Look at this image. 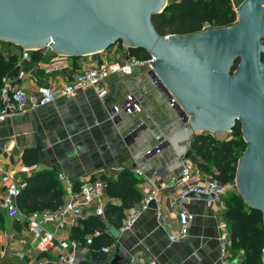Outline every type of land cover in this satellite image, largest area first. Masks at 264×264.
I'll return each instance as SVG.
<instances>
[{"label":"crops","instance_id":"crops-1","mask_svg":"<svg viewBox=\"0 0 264 264\" xmlns=\"http://www.w3.org/2000/svg\"><path fill=\"white\" fill-rule=\"evenodd\" d=\"M2 48L6 55H10L15 47L6 45ZM38 50L41 58L30 60L24 59L22 50H19V71L5 80L31 93L40 84L65 83L74 70H85L112 61L124 62L129 58V52L123 50L118 42L105 50L83 56H66L47 47L33 49ZM107 84L110 93L104 99L99 98L94 89L87 88L74 97H60L44 106L9 116L0 124L1 165L22 189L35 173L55 171L65 192L64 201L70 192L79 190L87 178L98 173L117 178L122 169L130 168L140 179L137 187L143 197L151 194L157 204L155 207L150 205L142 212L131 230L121 232L119 240L132 258L155 257L159 264H223L218 247V220L221 217L225 219L226 202L220 207L216 201L209 202L205 198L185 201L177 198L175 178L182 159L191 160L200 176L207 174L202 165H207L208 161L193 147L179 158L177 150L182 149L184 142L174 138L182 129L179 123L182 118L177 108L171 105L170 97L146 67H135L133 73L128 75L111 74ZM129 96L140 105V109L132 113L121 109ZM114 106L120 107L116 118L111 117ZM89 117L94 120L93 124L88 123ZM68 122L72 123V128L67 126ZM134 131L138 133L132 139L130 134ZM200 135H210L218 142L231 138L227 131H204L197 136ZM197 136L191 139V146ZM79 142L84 146L82 152L77 148ZM157 145L161 148L160 152L147 153ZM29 149L37 151L35 157L39 158L38 163L25 160V153ZM27 157L29 161L34 160L33 156ZM40 163L47 167L37 170ZM135 169L142 170L144 174L140 176ZM61 173L64 179L60 177ZM107 196L112 204H122L121 199ZM43 202L50 203V200L29 195L24 208ZM140 202L128 210L124 220L138 209ZM182 207L192 214L193 219L188 235L178 242H172L170 233L180 229L178 212ZM19 209L21 214L12 218L0 205V264H55L52 262L53 253H41L35 249L34 237L27 229L28 214ZM92 210L88 208L83 216L74 218L73 225L66 230H58L55 222H45L41 215L40 219L46 230L56 232L62 239L79 240L83 244L87 236L93 234L96 238L99 236L97 232L101 231L91 230L83 238L79 236L78 231L85 226L93 227L95 218L102 219ZM48 211L35 212L41 214ZM162 221L169 225L165 226ZM111 236L116 244L117 239L113 234ZM96 240L94 250L86 254L87 261L107 264L105 261L113 255L115 245H107L111 250L103 253L98 243L100 239ZM241 254L232 248L229 253L231 264H241Z\"/></svg>","mask_w":264,"mask_h":264},{"label":"water","instance_id":"water-1","mask_svg":"<svg viewBox=\"0 0 264 264\" xmlns=\"http://www.w3.org/2000/svg\"><path fill=\"white\" fill-rule=\"evenodd\" d=\"M167 5V0H0V40L66 56L97 53L120 40L145 49L153 58L150 74L161 78L167 96L172 93L179 103L182 129L174 139L184 142L177 150L180 159L199 133H222L241 123L248 145L238 162L237 189L264 221V0H242L232 25L184 35H161L154 27L152 15ZM88 123H94L92 117ZM77 148L82 152L83 143ZM46 167L40 163L37 170ZM102 222L117 239L107 264L131 261L120 229L105 217Z\"/></svg>","mask_w":264,"mask_h":264},{"label":"built area","instance_id":"built-area-1","mask_svg":"<svg viewBox=\"0 0 264 264\" xmlns=\"http://www.w3.org/2000/svg\"><path fill=\"white\" fill-rule=\"evenodd\" d=\"M33 49L23 48L22 56L24 59L32 58ZM153 58L140 59L136 56H129L124 62L112 61L104 65L96 64L85 70H74L68 81L61 85H44L40 84L36 89L27 93L20 86L14 85L6 80L0 90V124L9 116L35 109L40 106L52 103L60 97H74L81 90L91 88L94 89L99 98L104 99L110 93L107 79L111 74L128 75L133 73L135 67H146L152 69L151 62ZM155 82L165 86L164 82L157 75L154 77ZM171 105L176 107L179 105L177 98L171 93ZM127 113L137 111L140 105L134 102L133 97L129 96L125 104L121 108ZM120 112L119 106H114L111 117L116 118ZM236 123L227 130V134L231 137L234 134ZM160 146L157 145L151 150L160 152ZM151 150H148L149 153ZM140 176L143 171L135 169ZM157 173V171L155 172ZM200 176L194 169V163L187 159H182L181 168L175 178L177 183V198L180 201L189 200L191 193L213 195L209 202L216 201L219 206H223L226 197L237 189L236 179L232 182H221L212 174H202ZM61 178H65L64 174H60ZM116 177V176H114ZM144 183L142 182V185ZM106 181L102 174L98 173L87 178L80 186L79 190L69 193V197L64 203L54 211L44 213L32 212L27 215V229L34 237L35 249L41 253H53L52 262L55 264H96L87 261L88 252L93 251L95 235L91 234L86 237L85 243L79 240H69L60 238L56 232L46 230L42 225L45 222H55L58 230H66L68 226L73 225V219L83 216L88 208H92L95 215L105 216V206L112 203L111 198L107 196ZM22 187L16 180L12 178L0 163V205L7 211L10 217L14 218L21 214L17 205V197L21 193ZM155 200L151 194H146L141 200L138 209L134 210L123 221L119 227L121 232L131 230L136 224L140 214L149 208L151 202ZM221 209V208H220ZM219 209V210H220ZM161 212L159 215L161 216ZM41 215V219H40ZM180 229L170 233L172 242H178L188 235L189 226L193 216L185 208H181L178 212ZM168 226L165 221H162ZM218 227L220 235L218 237V247L220 258L223 264H231L229 259L230 250L233 248L234 240L232 239L229 225L224 218H219ZM103 231L97 232L101 235ZM105 233L111 235L108 230ZM115 245V244H114ZM110 246H103L101 252L108 253ZM106 263L108 261H105ZM126 264H159L157 258H132Z\"/></svg>","mask_w":264,"mask_h":264},{"label":"trees","instance_id":"trees-1","mask_svg":"<svg viewBox=\"0 0 264 264\" xmlns=\"http://www.w3.org/2000/svg\"><path fill=\"white\" fill-rule=\"evenodd\" d=\"M236 20L237 13L232 0H170L162 12L152 15L153 25L161 35L192 34L202 31L207 24L222 27L232 25ZM0 42L2 41L0 40ZM3 43L15 48L13 49L14 53L6 55L5 50L0 45V90L6 81L5 79L18 73L20 68L18 51L23 50L22 47L13 43L5 41ZM128 52L129 56H136L140 59L151 58L149 52L143 48L130 47ZM40 53L39 50L32 51V59H40ZM238 63L239 60L236 62L235 68ZM247 145L248 143L243 137L241 123L237 121L231 138L218 142L210 135H200L196 137L192 147L203 159L208 161L207 165H202L207 173L214 175L221 182L227 183L236 179L239 157ZM36 154L37 151L29 149L25 153V160L32 164L38 163L39 158L35 157ZM28 155L33 156L34 160L29 161ZM213 168L216 170L214 171ZM102 177L107 184V194L122 200L121 205L109 203L105 209V219L119 228L128 210L142 200L143 194L137 187L140 179L130 168L122 169L117 178L107 174H103ZM64 193L55 171H39L28 178L27 186L22 189L18 196V205L25 214L44 211L45 209L54 211L64 203ZM29 195L41 196L50 200V203L43 202L41 205L25 209L24 206L27 204ZM225 202L227 206L225 219L229 224L230 233L234 240L233 249L236 253L238 252L237 247L243 248L245 251V258L241 264H264V221L261 210L252 207L244 208V199L238 191L229 194ZM93 222L92 228L85 226L79 230V236L83 238L91 230L98 229L104 233L96 236L94 248L96 239H100L98 243L102 247L114 244V238L105 233L106 228L102 219L98 217Z\"/></svg>","mask_w":264,"mask_h":264},{"label":"rangeland","instance_id":"rangeland-1","mask_svg":"<svg viewBox=\"0 0 264 264\" xmlns=\"http://www.w3.org/2000/svg\"><path fill=\"white\" fill-rule=\"evenodd\" d=\"M167 2L169 3L170 2V0H167ZM242 2V0H232V3H233V6H234V9H236L237 8V6L240 4ZM238 18H239V16L237 15V20H238ZM209 27H212V25H210V24H207L206 25V28H209ZM169 35V34H168ZM4 41H2V42H0V45L2 46V47H6V45H7V43H3ZM120 45H122V47H123V50H125L126 52H128L129 51V49H130V47L129 46H127L126 44H124L121 40H120ZM245 151V150H244ZM243 154V153H242ZM242 156V155H241ZM240 156V157H241ZM240 157H239V159H240ZM239 162V161H238ZM235 191H238L239 192V190L238 189H236ZM234 191V192H235ZM240 193V192H239ZM243 197V196H242ZM244 199V198H243ZM244 208H246V209H249V207H251L249 204H248V202L244 199ZM237 251L238 252H242V254H241V259L242 260H244V258H245V251H244V249L243 248H239V247H237Z\"/></svg>","mask_w":264,"mask_h":264},{"label":"bare ground","instance_id":"bare-ground-1","mask_svg":"<svg viewBox=\"0 0 264 264\" xmlns=\"http://www.w3.org/2000/svg\"><path fill=\"white\" fill-rule=\"evenodd\" d=\"M148 152V151H147ZM157 151L156 150H151L148 154H154V153H156Z\"/></svg>","mask_w":264,"mask_h":264},{"label":"flooded vegetation","instance_id":"flooded-vegetation-1","mask_svg":"<svg viewBox=\"0 0 264 264\" xmlns=\"http://www.w3.org/2000/svg\"><path fill=\"white\" fill-rule=\"evenodd\" d=\"M1 41H4V40H1ZM5 42H9V41H5ZM10 43H12V42H10ZM13 44H14V43H13ZM15 45H16V44H15ZM18 46H19V45H18ZM20 47H21V46H20ZM263 55H264V54H263ZM263 55H262V56H263Z\"/></svg>","mask_w":264,"mask_h":264}]
</instances>
